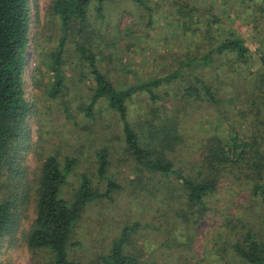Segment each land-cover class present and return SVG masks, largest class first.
<instances>
[{
    "label": "rangeland",
    "instance_id": "1",
    "mask_svg": "<svg viewBox=\"0 0 264 264\" xmlns=\"http://www.w3.org/2000/svg\"><path fill=\"white\" fill-rule=\"evenodd\" d=\"M144 1L148 8L133 0H103L99 15L93 0L87 12V31L78 36V41L85 42L87 35L100 69L119 87L180 68L177 79L155 90L161 98L154 103L174 105L182 119L186 151L179 162L189 164L199 159L207 137H227L232 132L252 146L258 144L260 152L264 147V0ZM52 2H31V34L36 32L37 22L42 33L31 37L26 55L24 87L32 107L25 120V132L14 147L13 156L21 168L16 170L20 173L10 176L6 170L1 176L0 200L11 196L12 189L21 195L23 185L31 186L48 154L62 163L67 157L75 158L76 164L61 189L66 198L84 174L94 186L104 189L105 181L96 175V152L106 147L110 160L107 173L123 189L111 200L86 205L74 224L69 251L72 260L93 264L109 253L120 230L135 222L138 228L127 238L123 250L146 264H184L179 258L192 262L195 255L206 264L202 259L206 246L213 244L214 233L224 238V260L228 242L247 230L264 239V191L253 192L255 183L261 180L255 178L253 169L236 161V156L230 158L215 192L206 198L204 211L199 217L193 216L192 222L176 217L169 206L152 198L146 200L144 193L136 195L137 191L129 190L135 165L125 149L116 115L106 105L94 117L84 114L92 80L74 48L75 38L67 40L61 49L60 22L51 13ZM234 37L242 38L248 48L246 60L233 52H214L208 65L197 61L223 39ZM58 50H62L63 85L56 96H51V54ZM188 59H194L191 66H181ZM194 76L211 86L216 103L182 100L181 91L193 85ZM33 78L39 80L37 86ZM145 103L136 101L133 109L140 111ZM262 176L264 179V171ZM143 177L147 180L146 175ZM153 178L157 181L161 176ZM22 204L15 212L18 226L0 238V264H39L45 260V253L30 250L25 240L35 217V203L31 199L27 207L26 202ZM212 259L222 264L218 257Z\"/></svg>",
    "mask_w": 264,
    "mask_h": 264
},
{
    "label": "trees",
    "instance_id": "2",
    "mask_svg": "<svg viewBox=\"0 0 264 264\" xmlns=\"http://www.w3.org/2000/svg\"><path fill=\"white\" fill-rule=\"evenodd\" d=\"M92 1L53 0L51 13L60 22L61 49L67 40L75 38L74 48L82 67L92 80L89 86V102L83 108L84 114L94 117L101 111L102 105H106L116 115L125 149L135 165L129 190L137 191L136 195L144 193L146 200L154 199L169 206L176 212V217L187 223L192 222V217H199L201 210L205 209L206 198L215 192L219 176L226 173L230 158L236 156V161L253 169L256 174L254 177L261 180L257 179L261 183H255L253 192H263L264 147L259 152L258 144L252 146L243 138L239 139L236 133L232 132L227 137H207L199 159L191 160L189 164L185 161L179 162V159L183 160L182 154L186 151V136L181 130L184 126L181 125L182 119L179 113L175 112L174 105L169 107L162 102L154 103L155 99L161 98L155 90L177 79L180 76V68L158 78L137 81L122 87L116 86L100 69L96 51L88 45L87 35L84 36L85 42L81 43L77 39L87 31V12ZM95 1L96 10L101 15L103 0ZM133 1L148 8L144 0ZM31 2L32 0H0V180L6 170L10 176L14 173L17 177L20 173L16 170L21 168L13 156L14 147L25 132V120L32 107L24 87L26 55L31 37L40 34L41 27L39 28L37 22L36 32L31 34ZM214 52H233L237 58L244 61L248 58L249 50L242 38H225L197 61L208 65ZM193 60L188 59L181 66H191ZM62 66V50H58L51 54V72L54 80L50 90L51 96H56L63 85ZM33 82L36 86L39 84L36 78H33ZM181 95L182 100L191 98L213 103L218 101L211 86L199 76L193 77V85L184 87ZM142 100L146 105L140 111H135L133 105ZM261 137H264V132ZM75 164L73 157H67L62 163L57 156L48 154L41 162L37 177L31 180V186L27 183L26 186L23 185L21 195L12 189L11 196L0 200V238L12 233L18 226L19 216L15 213L16 208L23 202H26L27 207L31 199L34 201L35 217L25 240L30 250L45 253V260L39 264H81L72 260L69 254L73 245L71 239L74 236V224L89 202L111 200L113 194L123 189L115 179L109 177V152L106 147H102L96 152V175L105 181L104 189L94 186L84 174L78 186L66 198L61 194V189ZM154 176H161V179L154 181ZM169 178L177 182L170 181ZM26 180L28 181L27 178ZM13 183L12 178L11 184ZM144 196L141 198H145ZM137 228L138 224L135 222L120 230V236L113 240L109 253L99 256L93 264H146L123 250L127 238ZM212 239L213 249L206 246L202 260L206 264H218V261L212 259L218 257L223 264L224 257L226 258L222 242L224 238L214 233ZM228 243L229 252L224 264H264V239L257 232L247 230ZM193 257L192 262H187L185 258L179 259H183L184 264H202L196 255Z\"/></svg>",
    "mask_w": 264,
    "mask_h": 264
}]
</instances>
